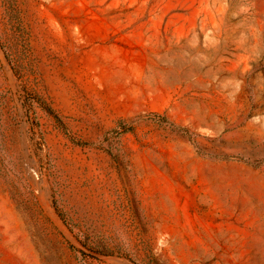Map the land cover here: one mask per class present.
Returning a JSON list of instances; mask_svg holds the SVG:
<instances>
[{
    "label": "rangeland",
    "instance_id": "rangeland-1",
    "mask_svg": "<svg viewBox=\"0 0 264 264\" xmlns=\"http://www.w3.org/2000/svg\"><path fill=\"white\" fill-rule=\"evenodd\" d=\"M0 264H264V0H0Z\"/></svg>",
    "mask_w": 264,
    "mask_h": 264
}]
</instances>
